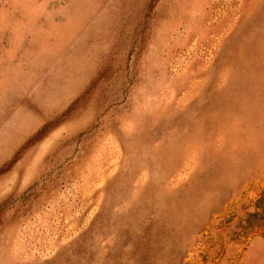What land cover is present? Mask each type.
Segmentation results:
<instances>
[{
    "label": "rangeland",
    "instance_id": "rangeland-1",
    "mask_svg": "<svg viewBox=\"0 0 264 264\" xmlns=\"http://www.w3.org/2000/svg\"><path fill=\"white\" fill-rule=\"evenodd\" d=\"M0 264H264V0H0Z\"/></svg>",
    "mask_w": 264,
    "mask_h": 264
}]
</instances>
